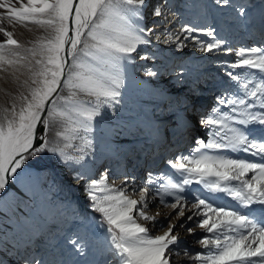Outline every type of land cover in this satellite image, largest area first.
Masks as SVG:
<instances>
[{
  "label": "snow or ice",
  "instance_id": "snow-or-ice-1",
  "mask_svg": "<svg viewBox=\"0 0 264 264\" xmlns=\"http://www.w3.org/2000/svg\"><path fill=\"white\" fill-rule=\"evenodd\" d=\"M215 2L233 7L237 18L247 14L245 7L230 5V0ZM146 3L147 0H0V21L8 25H35L47 33L25 46L0 23V71L11 68L14 82L25 89L17 92L19 106L12 102L10 107L0 110V189L30 157L47 151L66 161L69 157L65 149L72 147L70 141L79 138L85 147L91 146L87 134L93 118L100 115L102 106L112 107V102H118L121 96L120 89L125 84L122 62L130 61L139 45L150 43L145 32L152 33L154 29L141 26ZM162 14L160 6L152 12L155 17ZM180 32L187 33L185 39L194 41L202 52H220L225 45L223 52L234 54V62L221 63L241 70L227 73L237 82V91L226 90V96L217 98L218 104L226 105L228 111L213 107L207 119L201 118L200 123L212 129L208 141L198 138L192 154L167 161L178 178L154 177L149 172L138 198L128 195L127 176L119 184H109L107 170L99 180L87 185L85 191L92 201L91 207L101 214L102 224L107 225L101 254L112 253L119 258V264H182L172 259L180 255L176 229L186 228L192 234L195 230L187 224L194 222L209 235L198 241L206 254L198 252L190 257L193 264H264V162L205 151L230 149L264 161V43L233 50L216 38L211 27L183 25ZM193 33L212 40L202 41ZM165 34L172 39L173 34L167 29ZM176 39L179 41V36ZM62 88L67 89L68 95L59 94ZM81 93L94 100L80 99ZM257 107L261 111H251ZM232 121L240 125L258 124L261 134L254 137L245 129L232 126ZM38 124L43 125L42 135H38ZM56 125L59 130L55 136L65 142L63 148L48 139L47 133ZM36 140L42 142L35 146ZM73 178L81 177L75 174ZM160 179L164 182L151 187ZM193 183L202 185L206 192L193 193L195 202L189 209L190 201L184 193L186 186ZM153 192L155 196L150 201L148 197ZM215 194L231 197L240 207L217 203L220 197ZM166 197H172L174 202ZM155 198L159 199V206L170 210L165 218L173 213L176 218L161 234L153 236L137 218L151 222L153 227H163L160 213L152 215L148 211ZM254 205L261 206L259 218L250 210L245 213ZM188 211L191 214L181 222ZM69 243L80 256L87 255L84 242L72 239ZM183 252L184 256L189 255L187 249Z\"/></svg>",
  "mask_w": 264,
  "mask_h": 264
},
{
  "label": "rangeland",
  "instance_id": "rangeland-1",
  "mask_svg": "<svg viewBox=\"0 0 264 264\" xmlns=\"http://www.w3.org/2000/svg\"><path fill=\"white\" fill-rule=\"evenodd\" d=\"M246 10L247 14L236 18L228 25V28H225L226 30L211 27L215 31L216 38L224 41L226 40L225 37H231L233 33L238 32L235 35L237 36L236 42L231 46L233 50H238L241 47L259 46L261 40L264 39V17L257 16L258 7L254 3H250ZM20 32L29 34L27 37L25 35L27 39L25 38V42L21 43L25 46H30V41H34L38 36H41L40 33L36 32H23L22 28ZM198 34L200 35V33ZM0 39H2L1 36ZM206 39V42L212 40L210 37H206ZM262 41L264 42V40ZM228 42L230 43V41ZM220 52H223V50ZM217 53L219 52H204L200 61L189 62L182 66L174 73L173 80L170 83L171 85L174 82L173 86L169 87L168 85L167 88H164L163 84V86H156L149 79L144 81L146 75L134 74L132 66L123 61L125 84L120 89L121 96L118 98V102H112V107L102 106L100 115L93 118L92 129L87 134V140L91 141V146L85 147L84 141L79 138L70 141L72 147L65 149L69 157L66 161L60 158L58 154L47 151L38 154L36 157H30L13 177L15 186L29 198L26 202H19L18 198H14V196L6 197L7 190L0 194V227L4 228L3 233L0 234V264H37V262L39 264H64L65 262V264H69L73 262V258H75L76 264H93L94 261H100V264H118V257H114L112 253L105 252L103 255L101 254V249L106 243L104 238L107 225L102 224L101 214L91 207L92 201L85 189L92 180H99L106 170L107 182L109 184H119L132 168V172L138 178L133 179V182L130 183L131 186L127 187V193L133 198H138L139 189L144 186L149 172L154 177L172 175L174 178H178L175 169H172L167 161L175 160L178 156L192 154V150L197 147L196 140L198 138L207 142L212 129L211 127L206 128L204 125L201 127L199 125L201 118L207 119L213 107L228 111L226 105L218 104L217 98L226 96V90L237 91V82L231 80L227 73L232 71L236 74L241 70L230 69L226 63H221V61L234 62L235 60H228L233 58V54H228L229 57L223 58V55L219 56ZM211 55L213 58L210 60L204 58ZM69 63H71L70 60ZM25 78L26 74L20 77L21 81ZM8 81L10 84H4L10 92L7 98L8 107L11 106L12 102H16L19 106L18 97L13 100L12 95L17 96L18 91H25V89L19 86V82H15V84L10 78ZM12 83L14 84L12 85ZM210 83L213 86L207 90ZM189 86L191 87L189 88ZM203 87L205 89L201 93ZM59 94L66 96L68 91L62 88ZM79 95L82 100H94L93 97L86 96L83 93ZM170 95H175V98ZM203 96L205 102L208 103L207 106L201 104ZM186 100L197 105L194 112L203 110L198 119H195L197 122L195 124L197 128H194L196 132L187 122L189 119H194L195 116H193L194 113L191 110H187L186 104H184ZM160 105H163L162 111H156ZM189 111L191 112L189 113ZM251 111H261V109L257 107ZM171 115H176L173 121H177V123L165 122L171 118ZM230 123L234 127L245 129L254 137H257V133L261 134V126L258 124L240 125L236 121ZM57 130H59V125L50 128L47 133L48 139L54 146L63 148L65 142L55 136ZM189 130L195 133L187 138L189 140L191 137L190 142H182L167 150L158 148L159 145L162 146L168 140L169 132H172L175 141L180 138L181 134L184 137ZM43 133L44 129L39 132V135ZM80 135L83 136L84 133L81 132ZM147 138H152L153 142L149 144ZM126 143H135L141 147L147 144L149 146L144 157L139 159L137 163L126 167L128 171L125 172V163H128V159L135 155L133 152L138 150H128ZM205 151L210 154L227 155L231 158H242L255 162L253 156L249 153L233 152L230 149H207ZM102 152L107 154L104 160L99 158ZM158 152L162 156L152 161L153 166H150V161ZM81 155L84 156L83 160L79 159ZM120 162L123 163L120 164ZM110 165H112V169L116 170V174L110 173ZM75 174H79L81 178L74 179ZM163 182V179H160L151 187H158L159 183ZM66 186L75 187L78 191H81L86 199L81 207L67 196ZM202 191L206 192L202 185L193 183L186 186L184 195L191 204L195 202L192 194ZM96 194L101 195V193ZM154 196V192L150 193L148 199L152 201ZM166 199L170 203L174 202L172 197H166ZM155 201L156 204H149L148 211L152 215L159 212L160 219L162 218L161 211L168 208L159 206L158 198H155ZM174 215L175 213L163 219V227H153L150 234L153 236L161 234L167 229L169 222L175 220L176 215ZM1 217L4 219L2 220ZM137 219L140 223L145 222L139 218ZM187 227L195 228L196 225L193 222H188ZM182 230L186 231L187 229ZM72 239H77L86 244L87 255L80 256L76 252L73 245L69 243ZM195 239H199V237ZM41 243L42 245H40ZM10 248L15 249V256L10 253ZM92 256H94L93 262L89 260ZM173 257V261L176 262L177 258L174 260Z\"/></svg>",
  "mask_w": 264,
  "mask_h": 264
},
{
  "label": "bare ground",
  "instance_id": "bare-ground-1",
  "mask_svg": "<svg viewBox=\"0 0 264 264\" xmlns=\"http://www.w3.org/2000/svg\"><path fill=\"white\" fill-rule=\"evenodd\" d=\"M250 3H254L255 6L258 7L257 16L264 17V0H230V5H236L237 7L243 6L246 8L249 6ZM194 4L198 5V7H192V5H194ZM157 6H160L163 9V14L160 17H155L152 15L153 10ZM142 13H143V19L141 21V26L144 29H148V28L154 29V31L152 33L145 32V38L148 39L150 41V43L144 44V45H139L137 50L131 54V60L130 61H124V62H127L128 64H130L132 66V68L134 70V74L141 75V76L146 75L145 78L143 79L144 81H147L149 79V80H151L150 82H152L154 85L156 84V86L163 84L164 88L165 87L167 88L168 85H169V87L173 86L174 82L171 85H170V83L172 82V80H173L172 78L174 76V73L177 70L181 69L182 66H184L185 64H188L189 62L200 61L201 55L204 54V52H202L200 50L199 45H197L194 41H192L190 39H188V40L185 39V37L188 34L180 32L181 26L189 25V26H197V27H201V28L216 27L217 29L222 30V28L223 29L228 28V25H230L231 22H233L237 18V15H238V13L233 9V7L218 5L215 2V0H152V1L148 0L146 3V6L142 9ZM0 23H3V25L6 27V29L8 31H12L14 33V37L18 41H20V43L25 42V40L27 39L26 37L29 36V34H25V33L22 34L20 32L21 28H22L23 32L29 31L31 33H33V32L40 33L41 35L47 34L44 32V30L39 29L37 26L31 25V24H28L25 26V25H20L19 23H16L14 25H8L6 21H0ZM165 29H167L168 32H171L173 34L171 40H169L167 35L165 34ZM237 34H238V32L233 33L231 37H225L226 38L225 42H226L227 46L231 47L234 45V43L236 42V38H237V36H235V35H237ZM25 35H26V37H25ZM193 35H197L202 41L206 42V40H207L204 35H201V33H200V35L198 33H193ZM0 36L3 39L2 34H0ZM177 36H179V41H177V39H176ZM262 40H264V39H262ZM262 40H261V44L264 43ZM227 41H230V43L229 42L227 43ZM259 43H260V41H259ZM224 47H225V45H222L221 50H223ZM217 55H219V56L223 55V58L229 57V55L228 54L226 55L224 52H219V53H217ZM142 57H146V58L142 59ZM204 58H207L208 60H210L213 57L211 55V56H207ZM228 60H235L234 54H233V58L228 59ZM150 73H155V75H151ZM9 78H10V80H12V82L14 81L11 68H9L7 72L0 71V110H2L5 107H8V101H7L8 99L7 98L10 95V92L6 89V86H4V84L5 83L10 84V82L8 81ZM14 83H12V85ZM209 85L210 86L207 87V90L212 88V86H213L212 83H210ZM190 87L191 86H189V88ZM204 89H205V87H203L201 93L204 92ZM194 90L195 89L193 88V91ZM198 93H200V92H198ZM139 94L141 95V93H139ZM163 95H165V94H163ZM170 96L175 98V95H170ZM12 98H13V100H16L17 96L12 95ZM168 98H170V97H168ZM119 101H121V100H119ZM201 102H202L201 104H203L204 106L205 105L207 106V104H208L205 102L204 96H203ZM184 104H186L187 110L189 109L191 111H193L195 106H197L195 103H192L191 101H188V100H186ZM163 105H160L156 111L160 110L159 112H161ZM175 116L176 115H171V118H169L165 122L177 123V121H175V122L173 121V118ZM199 125L201 127L203 126L201 123ZM39 126H43V125L38 124V128H39ZM189 131L186 133V135H184V137H183V134H181V136H179L180 138H178L175 141L172 137L173 136L172 132H169L168 140L166 142H164V144L162 146L159 145L158 148H161L163 150H167L169 148L177 146L178 144H181L182 142H187V141L190 142V140H188L187 138L191 134H193L194 132L193 131L191 132V130H189ZM39 132L40 131L38 130V135H39ZM259 136L260 135L257 133V137H259ZM152 140H153L152 138L151 139L147 138V141L149 144L151 142H153ZM191 143H192V141H191ZM148 146L149 145L147 144V145H144L141 147L135 143H132V144L129 143L126 145V148L128 150L129 149L130 150H132V149L137 150L138 149V150L133 152L135 154V155L133 154L134 157H131L130 159H128V163H125V172L128 171L126 167L130 166L131 164L137 163L139 161V159H142L144 157V155L148 149ZM119 148H120V146H119ZM159 152L156 153L155 156L150 161V166H153L152 161H154L155 159H158L159 157L162 156ZM106 156H107V154L102 152L99 155V158L104 160V158ZM250 157H251V155H250ZM250 157H248V158H250ZM253 159L257 163L264 162V161H261L259 157H253ZM114 162H117V161H114ZM251 162H253V160H251ZM122 163L123 162H120V164H122ZM110 167H111V169H109L110 173L116 174V170L112 169V165H110ZM49 174H51V173H49ZM126 175L129 179L128 186L130 187L131 186L130 183L133 182V179H136L138 177L136 174H134L132 172V168L130 169L129 172H127ZM14 176L9 177L8 184L6 185V187L4 189H0V194H3L7 190L8 192L6 194V197L7 196H14V198H18L19 202H22V203L26 202L29 198L17 186H15V184L13 182ZM66 190H68L67 196L70 199H72L73 201H75L77 204H79L80 207L82 206L83 203H85L86 199L83 196V194L81 193V191H78L75 187H67ZM215 195H218L220 197V200L216 201L219 204L230 205V206L234 205L238 208L240 207L237 204V202L233 201L231 199V197H227L225 194H215ZM153 204H156V201H154ZM190 207H191V204L188 205L189 209H190ZM260 207L261 206H259V205L249 206V209H245V213L247 214L248 211L250 210L252 215L259 218L261 215L260 210H259ZM167 211H170V210L166 209V210L161 211V214H162V218H160L161 222L163 219H165V214L168 213ZM190 214H191V211L186 212L185 217L182 218L181 222L186 220L187 215H190ZM175 218H176V216H175ZM3 219L4 218H2V220ZM174 221L175 220H173V222ZM142 223H144L147 227H149L150 230L153 228L151 222H142ZM193 224H194V222H193ZM194 230H195L194 233L189 234L187 232V230L184 231L181 228L177 227L176 232H178V234L180 236V241H179L180 255H178V256L175 255L173 257L174 260H175V258H177V261H182V264H193V261L190 259V257H194L196 255V253H198V252L206 254V250L198 243V241L201 239V237L203 235H209V234L204 233L201 229H199L197 227H195ZM3 231H4V228H2V226H1L0 227V234L3 233ZM48 236H49V234H48ZM198 237H199V239L194 240V238H198ZM4 243H5V241H4ZM15 243H16V241H15ZM40 245H42V243ZM11 246H12V244H11ZM3 247H5V246H3ZM20 248H22V247L20 246ZM184 249L188 250V252H189L188 256H184V252H183ZM2 250H3V248H2ZM14 250L15 249L10 248V251H11L10 253L13 256L16 255ZM27 253H29V252H27ZM7 255H9V254L7 253ZM93 258H94V256H92L91 259L89 258V260L93 262V260H94ZM11 259H12V257H11ZM74 259L75 258H73L72 259L73 262H70L69 264H76L77 262ZM117 259L119 261V258H117ZM5 263H7V262H5ZM118 264H119V262H118Z\"/></svg>",
  "mask_w": 264,
  "mask_h": 264
},
{
  "label": "water",
  "instance_id": "water-1",
  "mask_svg": "<svg viewBox=\"0 0 264 264\" xmlns=\"http://www.w3.org/2000/svg\"><path fill=\"white\" fill-rule=\"evenodd\" d=\"M38 130H39L40 132H42V131H43V127H42V126H39ZM39 143H41L40 140H36V141H34V144H35V145H39Z\"/></svg>",
  "mask_w": 264,
  "mask_h": 264
}]
</instances>
